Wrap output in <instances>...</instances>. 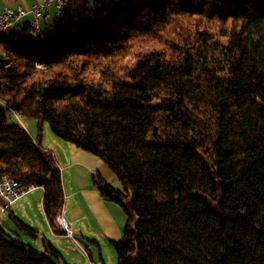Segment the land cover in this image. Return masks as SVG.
<instances>
[{
	"label": "trees",
	"instance_id": "obj_1",
	"mask_svg": "<svg viewBox=\"0 0 264 264\" xmlns=\"http://www.w3.org/2000/svg\"><path fill=\"white\" fill-rule=\"evenodd\" d=\"M41 34L0 39V177L42 189L52 231L44 125L120 184L94 179L127 216L116 264H264V0L71 1ZM22 236L0 222V264H59Z\"/></svg>",
	"mask_w": 264,
	"mask_h": 264
},
{
	"label": "crops",
	"instance_id": "obj_2",
	"mask_svg": "<svg viewBox=\"0 0 264 264\" xmlns=\"http://www.w3.org/2000/svg\"><path fill=\"white\" fill-rule=\"evenodd\" d=\"M40 0H0L1 7L29 8ZM48 18L41 21V25L53 17L54 6H50L47 11ZM31 19L27 15L22 19L21 24H26ZM45 126H43V131ZM35 138L34 136H31ZM43 146V144H42ZM44 147V146H43ZM51 151L61 173V184L64 195V210L67 217L75 228V236L84 240L88 246L83 247L74 240L63 234H56L43 214L42 198L43 191L38 188L35 191L40 193L29 194L25 198L15 202L8 207L6 217L0 222L6 226L13 224L12 217L19 218L27 226L37 231V238L32 241L28 237L26 242L32 243L38 249H44V241L56 242L54 246L59 252V264H81L78 255L80 246L84 248L85 262L82 264H105L102 258L95 259L94 254L89 252V248L96 247L109 240L119 241L124 235L127 216L122 208L114 202L106 201L94 186V179L101 178L114 185L117 180L111 170L95 155L76 148L64 141L50 143L44 147ZM34 191V192H35ZM18 206L14 208V205ZM39 210V211H38ZM37 211V213H36ZM40 214V216H39ZM88 249V251H87Z\"/></svg>",
	"mask_w": 264,
	"mask_h": 264
},
{
	"label": "built area",
	"instance_id": "obj_3",
	"mask_svg": "<svg viewBox=\"0 0 264 264\" xmlns=\"http://www.w3.org/2000/svg\"><path fill=\"white\" fill-rule=\"evenodd\" d=\"M79 0H40L29 8L16 7L8 8L0 6V31H8V26H16V31L20 29L21 21L27 15L31 16L27 26L29 34L36 39V32H41V21L48 18L46 12L50 6H54V11H62L67 3ZM14 34V33H13ZM8 121H15L26 129L24 118L21 114L9 109L6 113ZM39 187L35 184L21 185L19 182L7 175L0 177V213L7 212L8 207L15 202L25 198ZM56 222L62 230L63 236L74 240L75 228L66 215L62 206L56 215ZM95 264V263H89Z\"/></svg>",
	"mask_w": 264,
	"mask_h": 264
},
{
	"label": "rangeland",
	"instance_id": "obj_4",
	"mask_svg": "<svg viewBox=\"0 0 264 264\" xmlns=\"http://www.w3.org/2000/svg\"><path fill=\"white\" fill-rule=\"evenodd\" d=\"M92 1V0H89ZM1 55V54H0ZM5 56V55H4ZM5 58V57H4ZM3 59V57H2ZM4 60V59H3ZM25 121V126H26V131L30 136H34L36 137V125L35 122L32 120H28V119H24ZM45 129L44 131H42V144L44 147L49 146L50 143H54V141H58V142H62V140H60L59 138H57L55 135H53L48 127V125H44ZM115 188H121L120 184L117 182L113 185ZM35 193H40V191H35L32 194ZM18 206V204L14 205L13 207L16 208ZM39 211V210H38ZM37 213V211H36ZM40 216V214H39ZM6 217V213H0V220ZM9 228L18 234L22 233L19 231L18 227L13 223L12 226L9 225ZM23 240H27L26 238L22 237ZM53 245L56 246V242H53ZM81 250H78V255L74 254L75 257H79L81 258L80 263H84L85 262V257H84V248L80 246ZM89 252L92 253L91 255L94 254L95 259H99L102 258L103 262L105 264H116V254L115 251L113 249V247L111 246V244L106 241L105 243H102L101 245L99 243H97L96 247L94 248H89ZM88 251V249H87Z\"/></svg>",
	"mask_w": 264,
	"mask_h": 264
},
{
	"label": "bare ground",
	"instance_id": "obj_5",
	"mask_svg": "<svg viewBox=\"0 0 264 264\" xmlns=\"http://www.w3.org/2000/svg\"><path fill=\"white\" fill-rule=\"evenodd\" d=\"M60 12L61 11H54L53 16H57ZM15 32H16V26H8V31H5V32L0 31V39L1 38H9ZM41 33H42V25H41V32H36V39H38L42 35ZM1 56L2 55H0V60L2 58ZM0 104H3L1 100H0Z\"/></svg>",
	"mask_w": 264,
	"mask_h": 264
},
{
	"label": "water",
	"instance_id": "obj_6",
	"mask_svg": "<svg viewBox=\"0 0 264 264\" xmlns=\"http://www.w3.org/2000/svg\"><path fill=\"white\" fill-rule=\"evenodd\" d=\"M74 238H75L76 242L78 244H80L81 246H83V247H87L88 246V244L84 240H82L80 237L75 236Z\"/></svg>",
	"mask_w": 264,
	"mask_h": 264
}]
</instances>
